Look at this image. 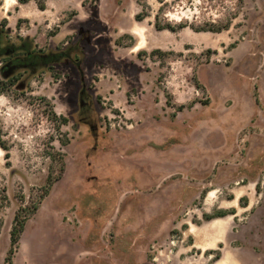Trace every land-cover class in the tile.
<instances>
[{
    "label": "rangeland",
    "instance_id": "1",
    "mask_svg": "<svg viewBox=\"0 0 264 264\" xmlns=\"http://www.w3.org/2000/svg\"><path fill=\"white\" fill-rule=\"evenodd\" d=\"M4 7V46L70 54L0 72V264L49 170L11 264H264V0Z\"/></svg>",
    "mask_w": 264,
    "mask_h": 264
},
{
    "label": "trees",
    "instance_id": "2",
    "mask_svg": "<svg viewBox=\"0 0 264 264\" xmlns=\"http://www.w3.org/2000/svg\"><path fill=\"white\" fill-rule=\"evenodd\" d=\"M28 0H19L21 3H25ZM143 1V0H139ZM38 6L40 9H45V4L42 2H38ZM136 18L138 20H141L143 18V15H137ZM157 28H160L158 25H156ZM172 31H175V29H170ZM215 31H218L216 29ZM69 48L61 50L59 52H50L45 54H40L37 51L33 50L31 45L28 43L27 39L24 38L22 43L19 45H13V46H4L3 45V35L0 32V56L1 57H8L10 61H12L14 64H16L19 68H24L27 66H32L34 64L38 65L40 62H46L48 65L54 64V63H60L64 58L69 57ZM44 59H43V58ZM46 57V58H45ZM8 80L9 78H5ZM62 123H67L68 120L66 117H61ZM65 163L62 161L61 168H60V174L64 170ZM59 178V176H55L52 170H49L47 178H46V184L41 188V193L39 195V200L36 203H31V205H25L21 206L18 211H16L14 215L13 225L10 231V241H11V247L8 251V254L5 258L6 264L12 263V255L15 251V248L17 246V243L19 241L20 235L24 229L25 223L27 221L28 216L35 212L39 206L40 201L49 193V190L51 189L54 182ZM95 193L87 192L81 195V206L82 210L80 209L79 215L81 217L89 216L92 217L94 220L92 234L95 236H98V230L99 226L101 224V220L103 219V212L97 213L96 212V205L98 204L97 199H95ZM94 201L93 205L95 206L93 209V212L85 211L83 210V207H86L85 201ZM96 200V201H95Z\"/></svg>",
    "mask_w": 264,
    "mask_h": 264
},
{
    "label": "flooded vegetation",
    "instance_id": "3",
    "mask_svg": "<svg viewBox=\"0 0 264 264\" xmlns=\"http://www.w3.org/2000/svg\"><path fill=\"white\" fill-rule=\"evenodd\" d=\"M1 57V56H0ZM43 58V57H42ZM46 58V57H45ZM44 59V58H43ZM45 66H48V64L46 62H40L38 65L34 64L32 66H27V67H24L23 69H29V70H36L37 68H40V67H45ZM17 69H21L19 67L16 66V64H14L12 61H10V59H8L7 62L3 63L0 67V72L3 76V78H10L12 77L14 74H15V71ZM84 91V90H83ZM81 92V96H83V93L84 92ZM82 101V100H81ZM84 103L81 102V106H83Z\"/></svg>",
    "mask_w": 264,
    "mask_h": 264
},
{
    "label": "bare ground",
    "instance_id": "4",
    "mask_svg": "<svg viewBox=\"0 0 264 264\" xmlns=\"http://www.w3.org/2000/svg\"><path fill=\"white\" fill-rule=\"evenodd\" d=\"M4 1V5H5V7H9V6H11L12 4H14V3H16V0H3ZM4 7V8H5ZM6 9V8H5ZM135 33V32H134ZM137 34V33H136ZM141 36V35H140ZM141 41L137 44V45H135L134 46V50H137V51H139L142 47H143V39H142V37H141V39H140Z\"/></svg>",
    "mask_w": 264,
    "mask_h": 264
}]
</instances>
